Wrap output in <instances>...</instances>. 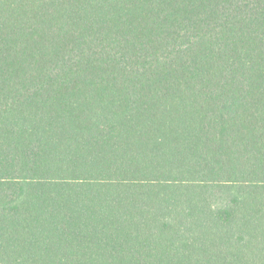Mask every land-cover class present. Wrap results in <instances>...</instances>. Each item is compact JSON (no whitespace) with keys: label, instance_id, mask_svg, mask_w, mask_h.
<instances>
[{"label":"trees","instance_id":"16d2710c","mask_svg":"<svg viewBox=\"0 0 264 264\" xmlns=\"http://www.w3.org/2000/svg\"><path fill=\"white\" fill-rule=\"evenodd\" d=\"M0 264H264V0H0Z\"/></svg>","mask_w":264,"mask_h":264}]
</instances>
